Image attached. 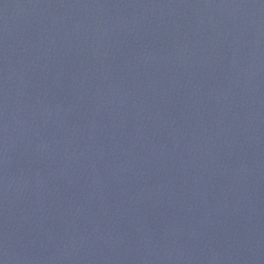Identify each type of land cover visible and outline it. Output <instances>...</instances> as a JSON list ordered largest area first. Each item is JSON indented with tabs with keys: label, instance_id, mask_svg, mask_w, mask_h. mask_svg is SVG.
<instances>
[{
	"label": "water",
	"instance_id": "obj_1",
	"mask_svg": "<svg viewBox=\"0 0 264 264\" xmlns=\"http://www.w3.org/2000/svg\"><path fill=\"white\" fill-rule=\"evenodd\" d=\"M0 264H264V0H0Z\"/></svg>",
	"mask_w": 264,
	"mask_h": 264
}]
</instances>
